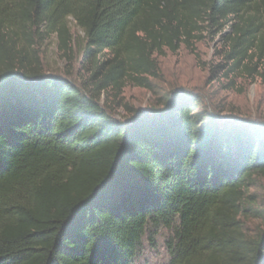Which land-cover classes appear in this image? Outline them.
<instances>
[{"label":"trees","instance_id":"16d2710c","mask_svg":"<svg viewBox=\"0 0 264 264\" xmlns=\"http://www.w3.org/2000/svg\"><path fill=\"white\" fill-rule=\"evenodd\" d=\"M68 16L85 35L79 83L31 57L56 33L72 65ZM204 33L226 46L224 76L249 71L264 0H0V264H136L161 229L166 264H264V229L242 224L264 221L248 191L264 176V123L184 89L145 110L119 98L126 80L152 90L156 50L194 52Z\"/></svg>","mask_w":264,"mask_h":264},{"label":"rangeland","instance_id":"374dc122","mask_svg":"<svg viewBox=\"0 0 264 264\" xmlns=\"http://www.w3.org/2000/svg\"><path fill=\"white\" fill-rule=\"evenodd\" d=\"M66 25L72 37V65L66 63L67 58L59 48L56 33H43L36 38L31 57L33 62H36V59L39 61L43 73L64 75L79 83L86 77L85 69L81 66L85 35L73 16L66 18ZM17 43L19 47H28L30 39L19 35ZM194 49L193 52L181 44L175 52L167 47L156 50L152 58L157 64L158 75H144L148 78L152 90L126 80L119 95L121 103L137 110H145L171 90L184 89L200 93L206 106L222 117L264 123V58L257 54L249 65V71L240 70L238 73L224 76L221 66L229 63L224 58L226 46L220 35L204 33V38L194 43ZM128 116L125 109L116 108L117 119L123 120ZM248 191L250 197L255 200L257 209L264 210V176L257 178ZM242 224L248 236H256L264 229L263 219L253 214H246L242 218ZM170 237V232L161 229L152 238H148L136 264H166V240Z\"/></svg>","mask_w":264,"mask_h":264}]
</instances>
